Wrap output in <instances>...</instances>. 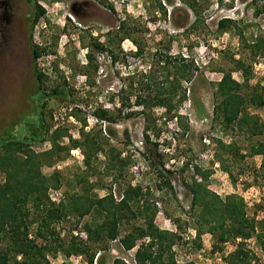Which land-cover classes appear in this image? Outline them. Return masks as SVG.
I'll use <instances>...</instances> for the list:
<instances>
[{
    "label": "rangeland",
    "instance_id": "1",
    "mask_svg": "<svg viewBox=\"0 0 264 264\" xmlns=\"http://www.w3.org/2000/svg\"><path fill=\"white\" fill-rule=\"evenodd\" d=\"M13 3L15 48L12 62L0 73V138L10 135L22 139L39 117L50 132L61 129L71 139L81 140L82 120L87 124L84 132L90 130L91 136L107 127L110 132L109 137L102 135L104 153L91 159L90 168L84 166L79 149L62 154L58 161L53 159L51 167L43 166L41 171L45 175L59 173L60 188L49 191L54 202L64 195L87 193L101 197L109 191L118 200L127 185H139L148 192L147 205L156 209L155 225L161 230L177 232L181 238L172 250L176 264H225L223 257L234 250L232 243L224 245L220 253L212 250L211 235L204 234L199 241L195 239L191 195L185 184L191 182L194 167H198L208 173L205 184L209 191L221 198L230 194L241 197L248 217L260 222L259 229L264 231V170L260 169L261 157L248 154L252 146L264 143V130L254 129L252 133L244 125L227 127L213 114L215 84L221 77V69L231 72L238 83H243L245 72L251 88L246 93L251 95L256 87L257 93L264 94V57L251 48L257 39L260 45L264 44V0H14ZM35 4L45 9V15L32 27ZM223 18L234 24L218 31L217 23ZM123 20L142 48L141 56L135 55L136 48L129 39L118 50L122 35L116 37L115 33ZM95 42L117 54L120 62L112 64L106 52L93 50ZM32 44L43 50L36 62L32 61ZM88 49L92 51L93 65L98 68L97 72H88L92 87L86 86L83 69ZM167 49L172 56L193 58L201 70L192 85H187L191 88L190 100L180 110L185 128L179 130L175 121L163 119L162 109H154L150 119L155 124L148 132L150 143H145V121L138 113L139 107H133L138 114L128 119L114 111L113 124L97 121L93 112L114 108L111 101L118 100L116 92L126 72L134 74L133 82L137 84L144 82L141 74H145L147 82L162 81L158 51ZM238 62L242 63L241 72L237 71ZM37 71L45 75L41 83L37 81ZM61 76L72 97L39 99V90L48 95L54 86L63 83ZM128 96L133 104L134 94ZM71 109L76 118L68 116ZM245 111L264 123V107L248 106ZM68 137L59 141L61 146L70 148ZM218 142L230 145L231 149H220ZM108 145L113 148V154H109ZM49 147L45 141L31 144L30 149L40 153ZM225 168L234 183L224 173ZM195 178L201 182L198 176ZM3 179L1 174V182ZM100 221V217L90 214L59 223L57 231L66 247L70 237L78 235L84 240L85 223ZM177 223L181 227L179 231L175 227ZM141 224V220L125 222L120 235ZM247 246L264 263L257 242L248 240ZM134 251H124L115 241L101 252V258L103 264H112L116 258L123 264H133ZM48 261L85 264L86 257H66L59 251L49 255Z\"/></svg>",
    "mask_w": 264,
    "mask_h": 264
},
{
    "label": "trees",
    "instance_id": "2",
    "mask_svg": "<svg viewBox=\"0 0 264 264\" xmlns=\"http://www.w3.org/2000/svg\"><path fill=\"white\" fill-rule=\"evenodd\" d=\"M44 15L45 9L35 4L32 27ZM232 24L234 22L229 18L220 19L217 30H227ZM129 31L125 20L121 21L115 33L116 37L122 35L119 37L118 50H121L119 49L121 43L129 39L136 48L135 55L141 56L143 50ZM251 46L259 56L264 57V44L260 45L259 39ZM92 48L97 53L106 52L112 64L120 62L119 56L102 44L95 42ZM42 54L43 50L32 44V61L36 62ZM122 55L126 57L125 54ZM158 55H160L158 64L162 66V81L158 84L147 82L145 74H141L144 82L139 81L137 84L133 82L134 74L126 72L124 82L116 92L118 100L116 103L111 101L114 108L111 111L96 109L93 112L97 121L113 124L116 122L114 111L124 119L138 113L142 114L145 121L143 129L145 143H150L148 132L155 124V121L150 119L154 109H162L163 119L175 121L179 130L185 128L181 122L183 116L180 110L183 104L190 100L188 95L191 88L187 85H192L195 81L196 75L201 72L200 66L188 55L172 56L169 49L165 52L158 51ZM93 62L92 51L88 49L83 65L88 87H92L88 72H97L98 69ZM238 65L240 67L237 71L241 72L242 63L238 62ZM219 72L221 77L215 84L214 116L221 119L227 127L238 125L241 128L244 125L245 129L249 128L252 133L254 129L262 132L264 123L255 120V117H251L245 110L248 106L264 107V94L257 93L256 87L252 88L254 91L251 95L246 93L250 87L245 72L243 83L234 80L231 72H225L223 69ZM36 78L41 83L45 75L37 71ZM61 79L63 83L54 86L50 94H42L39 90V99L53 97L59 100L63 96L72 97L73 93L68 89L63 76ZM131 93L135 97L133 104L129 103L128 95ZM123 94L124 96H121ZM133 107H139L141 111L136 113ZM68 116L76 118L74 110L71 109ZM81 125V140L71 139L61 129L50 132L42 117H39L33 129L22 139L10 135L0 138V179L1 174L4 175L3 181L0 180V264H50L48 256L59 251L66 257L84 256L85 264H103L101 252L106 251L109 244L115 241H118L126 252L135 249L133 264H176L172 250L181 238L177 232L161 230L155 225L156 209L147 205L145 200L147 190L144 191L141 186L127 185L122 189L118 200L114 199L111 191L101 197L97 194L90 196L87 193H74L61 196L57 203L51 200L49 191L60 188L59 173L54 171L50 175H45L41 171L43 166L51 167L53 159L58 161L62 154L65 156L70 150L79 149L84 166L90 168L91 159L104 153L101 141L104 136L109 137L110 132L106 130L108 127L91 136L90 130L84 132L87 127L86 120H82ZM65 137L70 141V148L59 143ZM45 141L49 143V149L40 153L30 149L31 144ZM218 145L220 149H231L230 145L225 146L221 142H218ZM108 146L111 149L109 154H113V148ZM248 154L261 157L260 169L264 170V143L259 142L252 146ZM111 158L114 160L113 156ZM223 171L234 183L227 169ZM194 172L201 182L193 176L185 187L191 195L190 209L193 212L191 219L195 239L199 241L202 235H211L212 250L220 253L223 252L224 245L232 243L234 250L223 257L225 264H264L262 258L247 246V241L254 239L264 256V231L259 229L260 222L254 217H248L243 199L235 194L219 197L207 189L205 184L207 171L194 167ZM167 186L170 188L169 183ZM90 214L100 217V223H85L82 226L84 240L78 235L70 237L68 246L65 247V241L57 231V225L67 220H79ZM130 220H141L142 224L133 225L129 232L121 236L120 227ZM175 227L177 231L181 230L179 223ZM112 264L123 262L116 258Z\"/></svg>",
    "mask_w": 264,
    "mask_h": 264
},
{
    "label": "flooded vegetation",
    "instance_id": "3",
    "mask_svg": "<svg viewBox=\"0 0 264 264\" xmlns=\"http://www.w3.org/2000/svg\"><path fill=\"white\" fill-rule=\"evenodd\" d=\"M14 0H0V73L12 62L15 43L14 31Z\"/></svg>",
    "mask_w": 264,
    "mask_h": 264
},
{
    "label": "built area",
    "instance_id": "4",
    "mask_svg": "<svg viewBox=\"0 0 264 264\" xmlns=\"http://www.w3.org/2000/svg\"><path fill=\"white\" fill-rule=\"evenodd\" d=\"M53 193L57 195V191H54ZM49 197H52V196H49ZM51 200L54 201V199H52V198H51Z\"/></svg>",
    "mask_w": 264,
    "mask_h": 264
}]
</instances>
